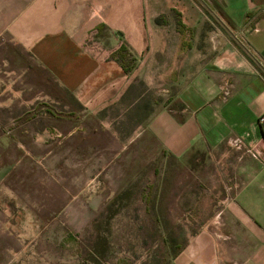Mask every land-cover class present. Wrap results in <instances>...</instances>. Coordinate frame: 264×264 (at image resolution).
I'll use <instances>...</instances> for the list:
<instances>
[{
  "label": "crops",
  "instance_id": "obj_1",
  "mask_svg": "<svg viewBox=\"0 0 264 264\" xmlns=\"http://www.w3.org/2000/svg\"><path fill=\"white\" fill-rule=\"evenodd\" d=\"M204 1L224 24L198 0H0V236L36 226L8 181L28 162L70 209L154 142L230 181L172 264H264V0Z\"/></svg>",
  "mask_w": 264,
  "mask_h": 264
},
{
  "label": "rangeland",
  "instance_id": "obj_2",
  "mask_svg": "<svg viewBox=\"0 0 264 264\" xmlns=\"http://www.w3.org/2000/svg\"><path fill=\"white\" fill-rule=\"evenodd\" d=\"M137 151L113 163L115 171L101 167L83 182L80 202L70 209L42 185L51 174L29 162L13 173L8 181L22 183L17 189L32 196L36 226L27 237L0 236V264H172L176 252L206 227V214L221 208L215 206L217 193L230 181L220 179L204 149L174 158L151 142L134 156ZM224 235L218 238L229 239ZM12 238L15 252L7 246Z\"/></svg>",
  "mask_w": 264,
  "mask_h": 264
},
{
  "label": "water",
  "instance_id": "obj_3",
  "mask_svg": "<svg viewBox=\"0 0 264 264\" xmlns=\"http://www.w3.org/2000/svg\"><path fill=\"white\" fill-rule=\"evenodd\" d=\"M221 24H224L222 20L211 10L204 0H198ZM251 55V54H250ZM252 56V55H251ZM253 57V56H252ZM254 58V57H253ZM255 60V59H254Z\"/></svg>",
  "mask_w": 264,
  "mask_h": 264
},
{
  "label": "built area",
  "instance_id": "obj_4",
  "mask_svg": "<svg viewBox=\"0 0 264 264\" xmlns=\"http://www.w3.org/2000/svg\"><path fill=\"white\" fill-rule=\"evenodd\" d=\"M259 123L264 125V115L259 118Z\"/></svg>",
  "mask_w": 264,
  "mask_h": 264
},
{
  "label": "trees",
  "instance_id": "obj_5",
  "mask_svg": "<svg viewBox=\"0 0 264 264\" xmlns=\"http://www.w3.org/2000/svg\"><path fill=\"white\" fill-rule=\"evenodd\" d=\"M263 133H264V130H263ZM177 253V252H176ZM176 255V254H175Z\"/></svg>",
  "mask_w": 264,
  "mask_h": 264
}]
</instances>
